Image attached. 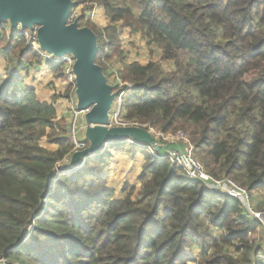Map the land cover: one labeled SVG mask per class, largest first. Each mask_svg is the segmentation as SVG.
Wrapping results in <instances>:
<instances>
[{
	"label": "trees",
	"instance_id": "1",
	"mask_svg": "<svg viewBox=\"0 0 264 264\" xmlns=\"http://www.w3.org/2000/svg\"><path fill=\"white\" fill-rule=\"evenodd\" d=\"M82 4L103 7L110 21L101 28L86 11L78 17L97 35L96 64L107 78L109 63L126 58L121 23L163 53L161 62L125 63L119 71L135 86L116 89L125 93V119L185 132L207 173L262 195L263 210L264 0H77L74 10ZM0 27L7 63L0 75V257L18 264H264V245L252 240L259 225L244 218L238 199L187 179L183 167L145 146L115 142L83 167L58 171L73 150L66 118L20 73L46 63L65 80L62 68ZM167 62L174 72H165ZM44 138L58 149L42 147ZM114 151L145 158L135 200V189L115 200L107 188Z\"/></svg>",
	"mask_w": 264,
	"mask_h": 264
},
{
	"label": "water",
	"instance_id": "2",
	"mask_svg": "<svg viewBox=\"0 0 264 264\" xmlns=\"http://www.w3.org/2000/svg\"><path fill=\"white\" fill-rule=\"evenodd\" d=\"M75 4V0H0L1 24H9L13 31L19 26L23 30L39 26L38 42L42 51L54 57L71 54L76 60L77 108L81 112L90 110L84 116L88 147L74 153L58 171L79 169L87 159L102 154L110 144L119 141L133 140L160 152L162 147L148 129L109 127L118 92L114 91L103 68L96 64L97 35L87 27H80L78 19L69 23Z\"/></svg>",
	"mask_w": 264,
	"mask_h": 264
},
{
	"label": "built area",
	"instance_id": "3",
	"mask_svg": "<svg viewBox=\"0 0 264 264\" xmlns=\"http://www.w3.org/2000/svg\"><path fill=\"white\" fill-rule=\"evenodd\" d=\"M74 11V10H73ZM73 13V12H72ZM77 14L71 15L69 23H73L76 19H78ZM1 24V23H0ZM6 33L8 36L16 34L24 38L28 46L33 49L35 53L42 55L45 61H51L62 68V72L64 75L65 81L68 84L67 91L69 96L66 97L68 101V110L66 111V126L68 132V138L71 140L73 145L72 155L74 153L85 150L88 147V143L85 141L84 133H85V124L82 125V121L84 120L85 114L89 113L90 110L79 111L77 108V98H76V76L74 73V65L75 58L71 54H66L63 57H54L44 51L41 50L39 42H38V31L39 26H33V29H25L23 30L20 26L13 31L11 26L7 24ZM0 36H1V27H0ZM109 74L110 78L109 83L113 86L114 91L118 92V97L116 98L112 111L110 112V124L109 127H129V126H138L139 124H134L125 119V112L123 109L124 97L125 93L123 91L133 90L135 86L131 83H125L120 79L119 71H113L109 66ZM116 89H126L121 91V93ZM61 119V118H60ZM143 128V127H142ZM82 129V130H81ZM149 131L153 134V136L158 140L160 145H163L164 142H168L174 147L175 150H169L168 152L164 151V153L156 152L153 148L146 147L152 153L153 156L162 159H169L174 165H180L185 170V177L189 180L201 182L207 187L215 190L219 193L227 192V195L238 199L243 205V216L247 220H251L256 222L259 225L260 230L264 232V211L257 209L255 203L253 202L252 193L242 188L236 182L223 178L216 179L207 173L204 165L196 158L195 156V147L191 142L189 136L183 132L179 131V133L175 136L166 135L161 131H157L156 129L149 128ZM81 131H83V136L81 135ZM129 143L140 145L139 143L134 142L133 140H128ZM181 143L182 146H179L177 143ZM175 144V145H174ZM144 146V145H140ZM71 155V156H72ZM64 172V171H63ZM66 172V171H65ZM69 172V171H67ZM0 264H17L11 259L6 257H0Z\"/></svg>",
	"mask_w": 264,
	"mask_h": 264
},
{
	"label": "crops",
	"instance_id": "4",
	"mask_svg": "<svg viewBox=\"0 0 264 264\" xmlns=\"http://www.w3.org/2000/svg\"><path fill=\"white\" fill-rule=\"evenodd\" d=\"M86 5V4H85ZM88 5V4H87ZM87 13V19L93 21L98 27L107 28L110 24L103 7L95 6L94 9L84 7ZM122 23L119 24L121 30L122 49L125 51L127 59L124 61L116 60L115 66L118 71L123 69L125 63H139L141 66H146L150 62H161L163 53L155 45H150L140 33L134 34L130 29H121ZM165 72L172 73L176 70L174 62L162 63ZM7 63L0 57V75L6 76ZM21 79L27 86L34 89L38 99L41 102H46L53 105L58 119L65 117L68 110V101L65 97L68 84L64 80H56L51 69L43 63L40 66L30 68L20 73ZM84 120L82 125H84ZM82 130V129H81ZM83 136V131H81ZM41 146L49 151H56L58 146L50 144L46 138L41 141ZM145 164V158L142 155H137L134 159L124 153H113L111 165L104 172L107 188L114 191L115 200H122L126 197L131 189H135L133 199L138 196L141 189L139 177L142 174V169ZM124 185H128L127 191H124ZM199 253L195 255L198 257Z\"/></svg>",
	"mask_w": 264,
	"mask_h": 264
},
{
	"label": "rangeland",
	"instance_id": "5",
	"mask_svg": "<svg viewBox=\"0 0 264 264\" xmlns=\"http://www.w3.org/2000/svg\"><path fill=\"white\" fill-rule=\"evenodd\" d=\"M76 2H77V0H75ZM84 7H86V5H84V4H82L79 8H77V9H75L74 10V15L75 14H77L78 16H81L82 14H84ZM123 50V49H122ZM123 52H124V54L126 55V53H125V51L123 50ZM126 59H127V56H126ZM116 60H120V61H124L123 59H121V58H115L112 62H110L109 63V65H108V67L110 66L111 67V69L115 72V71H118V67H116L114 64H115V61ZM128 64V63H127ZM134 64V63H133ZM139 64V63H138ZM254 76H256V75H249L248 77H246V79L247 80H250L251 78H253ZM66 80V79H65ZM64 81V80H63ZM157 131H159V130H157ZM179 133V131H177V132H175V133H169V134H166V135H170V136H175V135H177ZM188 135V134H187ZM189 136V135H188ZM189 138H190V140H191V137L189 136ZM192 142V141H191ZM168 144H170V143H168V142H164V144H163V147L161 148V151L160 152H162V151H166V152H168L169 150L171 151H173V150H175L174 149V147L173 146H171V145H168ZM179 146H182V144L181 143H177ZM175 145V144H174ZM148 151H149V149H148ZM115 152V151H114ZM113 152V153H114ZM150 152V151H149ZM117 153V152H116ZM124 154H127V153H124ZM127 155H129V156H131L130 154H127ZM137 155H141V154H137ZM136 155V156H137ZM136 156H134V157H132L133 159L136 157ZM252 196H253V202L255 203V205H256V207H257V209H259V210H261L260 208H258V207H260V205H261V203H262V195H260V194H252ZM261 211H264V209L263 210H261ZM252 240L255 242V244L257 245V244H259V243H262L263 245H264V232L262 231V230H260V228H259V230L257 231V233L256 234H254V236L252 237ZM191 252V251H190ZM11 261H13V260H11ZM14 262V261H13ZM16 263V262H15ZM18 264V263H17ZM189 264H192V263H189Z\"/></svg>",
	"mask_w": 264,
	"mask_h": 264
}]
</instances>
